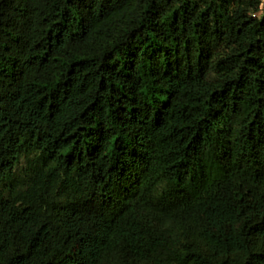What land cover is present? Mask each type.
Wrapping results in <instances>:
<instances>
[{
    "label": "trees",
    "instance_id": "1",
    "mask_svg": "<svg viewBox=\"0 0 264 264\" xmlns=\"http://www.w3.org/2000/svg\"><path fill=\"white\" fill-rule=\"evenodd\" d=\"M259 0H0V264H264Z\"/></svg>",
    "mask_w": 264,
    "mask_h": 264
},
{
    "label": "built area",
    "instance_id": "2",
    "mask_svg": "<svg viewBox=\"0 0 264 264\" xmlns=\"http://www.w3.org/2000/svg\"><path fill=\"white\" fill-rule=\"evenodd\" d=\"M259 1L261 2L262 12L260 14H257V15L254 16V17H257V18H261L262 14H263V11H264V0H259Z\"/></svg>",
    "mask_w": 264,
    "mask_h": 264
}]
</instances>
